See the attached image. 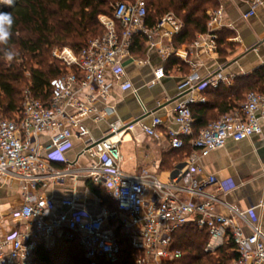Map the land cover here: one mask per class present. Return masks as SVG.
<instances>
[{"label": "built area", "instance_id": "2783aa9c", "mask_svg": "<svg viewBox=\"0 0 264 264\" xmlns=\"http://www.w3.org/2000/svg\"><path fill=\"white\" fill-rule=\"evenodd\" d=\"M258 2L254 0L244 17L255 13ZM206 12L208 31L200 33L193 44H203L207 52H213L219 47L218 34L209 29L219 21L222 8H209ZM147 14L146 0L117 2L113 16L100 15L104 32L79 52L66 45L53 49V56L65 66V71L54 79L46 101L28 87L16 112L9 116L0 113V179L18 181L24 200L14 218L20 225L11 233L0 235V264H36L38 247L47 246L49 239L61 235L77 238L93 264L99 256L115 262L121 254L120 231L128 233L133 246L141 252L136 264H163L182 256V251L174 247L173 234L191 222L209 230L207 252L218 249L231 236L240 254L236 264H264V230L251 217L254 207L242 209L218 196L211 187L224 190L225 184L215 174L201 177L203 167L199 162L212 150L224 147L228 139L240 141L262 133L264 91H250L240 107L210 121L198 133L191 106L198 100L190 97L179 102L174 107L177 128H168L167 136L174 148H183L188 142L193 149L192 161L188 169L180 170L167 181L146 168L134 174L122 169L119 143L125 129L118 121L110 124L103 138L89 139L85 152L99 160L89 166L87 177L106 188L115 200L117 209L111 213L82 216L72 197L62 201L68 210L56 212L53 200L38 192L47 181L66 175L67 171L55 163L68 162L66 153L73 146V137L90 136L85 121L103 117L98 103L107 101L114 82H119L123 90L137 93L129 79L124 81L127 72L123 62L132 55L135 35H145L147 44L163 54L178 53L173 39L183 28L182 19L175 12H168L150 26ZM162 39L170 41L167 49L160 47ZM165 74L163 66L157 67L152 83ZM229 78L224 69L206 79L194 71L179 84V89L203 91L210 85L229 82ZM199 101L206 102V98ZM161 123L160 117H154L151 125L142 123V128L150 135H158ZM46 133L49 138L42 141L41 136ZM64 145V160H51L50 153ZM109 220L115 221L112 226Z\"/></svg>", "mask_w": 264, "mask_h": 264}, {"label": "crops", "instance_id": "0c3cea01", "mask_svg": "<svg viewBox=\"0 0 264 264\" xmlns=\"http://www.w3.org/2000/svg\"><path fill=\"white\" fill-rule=\"evenodd\" d=\"M217 2L218 7L222 8V15L209 31L217 34L218 31L226 33L222 45L223 52L219 47L216 51L207 52L203 44H193L200 34L197 33L193 42L183 43L179 47L174 45L178 53L168 51L163 54L158 48L150 47L146 42L141 54L132 52L130 57L124 59L127 72L124 81L129 79L137 93L133 89L123 90L119 82H114L107 101L98 103L103 117L99 120L90 117L85 121L90 129V136L73 137V146L66 153L68 162L55 163L56 167L67 171L66 175L57 181H47L38 192L53 200L56 212L68 210L69 207L62 201L71 197L76 199V208L82 216L106 215L116 210L109 207L102 196L90 189L88 183L93 182L87 177L88 168L99 159L85 152L87 141L103 138L112 122L118 121L122 124V129H125L119 143V162L122 169L126 173L134 174L146 168L162 181H167L180 170L190 167L193 152L191 147L183 154L172 146L167 136L168 128H177L174 107L179 102L194 97L198 100L191 105L194 110L209 108L205 109L207 114L204 120L205 123H209L215 120L211 118V114L218 115L219 110L215 106L204 105L209 101L211 103L217 101L216 89L219 85L235 86L240 78L239 82L244 86L249 85L253 88L254 84H260V79L254 73L264 66V0L256 3L255 13L248 18L244 17V13L252 7L254 0ZM169 45L168 39L160 41V47L167 49ZM172 57L178 58L179 61L168 63ZM159 66L165 68L166 74L160 81L152 83L154 70ZM223 69L230 75L229 82H220L218 86L210 85L203 91L183 92L179 89V84L194 71L198 72L200 78L206 79L217 75ZM244 94L247 95V92ZM201 97H205L206 102L199 101ZM111 107L115 109L114 112H108V108ZM220 115L222 116L219 113ZM154 117L162 119V123L157 127L158 135H150L142 128V123L151 125ZM262 127V133L249 138L240 141L228 139L224 147L212 150L201 157L199 162L203 167L201 177L215 174L226 188L211 189L218 196L229 203L239 205L242 209L254 207V214L251 217L264 230V120ZM48 138L49 133L41 136L42 141ZM94 185L103 189L110 200L116 203L106 188ZM151 194H148V199ZM23 202L21 184L18 181L1 178L0 235L11 233L20 225L14 218ZM114 222L109 220L111 226ZM55 240L56 237L49 239L46 247H51Z\"/></svg>", "mask_w": 264, "mask_h": 264}, {"label": "trees", "instance_id": "16d2710c", "mask_svg": "<svg viewBox=\"0 0 264 264\" xmlns=\"http://www.w3.org/2000/svg\"><path fill=\"white\" fill-rule=\"evenodd\" d=\"M126 0H15L11 8L0 0V12H11L15 18L13 35L9 43L18 52L12 61L5 60L0 51V113L12 115L22 105L25 89L30 88L36 97L47 100L52 93V83L65 71V66L53 56L55 47L70 46L79 52L91 39L101 35L105 27L100 21V15L113 16L114 5ZM148 14L147 23L153 26L157 19L168 12H175L183 21V28L174 36V45L191 43L197 33L208 31V8H217V0H146ZM225 32L218 31L219 50L223 52ZM147 37L135 35L131 51L141 54L145 48ZM2 47V46H0ZM35 61V63H33ZM179 59L172 57L168 63L173 64ZM29 69L28 82L25 87L24 73ZM254 74L260 79V84L254 87L242 85L238 79L235 86L225 87L222 84L216 89L218 98L215 103L210 101L205 107H217L219 113H225L240 107L239 102L246 99L244 93L264 91V66ZM258 86V87H257ZM246 90V91H245ZM245 91V92H244ZM202 106V107H204ZM204 109L193 110L196 133L208 125L204 120L207 114ZM202 110V111H201ZM204 110V112H203ZM217 114L211 118L219 119ZM219 117V118H218ZM184 154L191 149L186 142L183 148H175ZM90 189L102 196L109 207L117 209L105 191L93 183H88ZM121 244L119 260L112 262L99 256L95 264H136L141 252L132 244L128 233H118ZM174 247L182 251V256L163 264H236L240 254L233 238L228 237L218 248V254L212 256L205 248L210 240V232L200 228L195 223H188L178 228L174 234ZM36 264H93L77 238L70 239L65 235L57 236L51 247L40 245L37 249Z\"/></svg>", "mask_w": 264, "mask_h": 264}, {"label": "clouds", "instance_id": "9594fccd", "mask_svg": "<svg viewBox=\"0 0 264 264\" xmlns=\"http://www.w3.org/2000/svg\"><path fill=\"white\" fill-rule=\"evenodd\" d=\"M3 3L11 8L15 7V0H3ZM14 23L15 18L11 12H0V46H2L0 51H2L5 60L8 62H12L18 56V52L9 47ZM66 147L67 145H64L52 151L49 158L55 161H63L65 158L63 152Z\"/></svg>", "mask_w": 264, "mask_h": 264}, {"label": "rangeland", "instance_id": "374dc122", "mask_svg": "<svg viewBox=\"0 0 264 264\" xmlns=\"http://www.w3.org/2000/svg\"><path fill=\"white\" fill-rule=\"evenodd\" d=\"M33 63H35V61H33ZM29 69L25 70V73H24V79L26 82H24V84H22V87H25L26 83L28 82V77H29ZM245 100H242L241 102H239V105L241 106L243 104ZM209 254H211L212 256H216L218 254V249H215V250H212V251H209L208 252Z\"/></svg>", "mask_w": 264, "mask_h": 264}]
</instances>
